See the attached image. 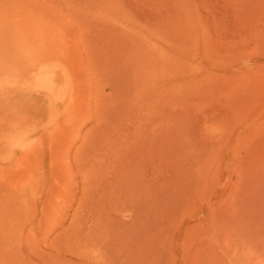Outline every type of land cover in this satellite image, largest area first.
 Returning <instances> with one entry per match:
<instances>
[{
  "label": "rangeland",
  "instance_id": "374dc122",
  "mask_svg": "<svg viewBox=\"0 0 264 264\" xmlns=\"http://www.w3.org/2000/svg\"><path fill=\"white\" fill-rule=\"evenodd\" d=\"M0 264H264V0H0Z\"/></svg>",
  "mask_w": 264,
  "mask_h": 264
}]
</instances>
